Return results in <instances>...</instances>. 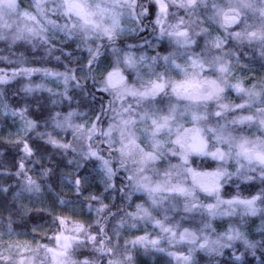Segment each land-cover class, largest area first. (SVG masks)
I'll return each instance as SVG.
<instances>
[{
    "label": "snow or ice",
    "instance_id": "snow-or-ice-1",
    "mask_svg": "<svg viewBox=\"0 0 264 264\" xmlns=\"http://www.w3.org/2000/svg\"><path fill=\"white\" fill-rule=\"evenodd\" d=\"M0 65V264H264V0H0Z\"/></svg>",
    "mask_w": 264,
    "mask_h": 264
},
{
    "label": "trees",
    "instance_id": "trees-1",
    "mask_svg": "<svg viewBox=\"0 0 264 264\" xmlns=\"http://www.w3.org/2000/svg\"><path fill=\"white\" fill-rule=\"evenodd\" d=\"M71 48H74V45L70 46L68 50H71ZM39 59V57L37 58ZM46 60L49 61V63L45 66H57V62L52 59L51 57H45ZM3 65H0V67H2ZM255 67H259V65L257 64ZM62 70V69H61ZM33 80L38 81L39 77L38 76H34ZM13 90H15L16 92H19V86L17 84H15V82L13 83L12 88L7 89V99L10 103L15 104L17 101H19L21 99V96L23 95L22 92H19V95L13 94ZM42 96H47V93H43L40 94ZM9 123L8 119H4L3 117H0V130H2L7 124ZM5 139H1L0 138V163L2 164H7V162L11 159H13L14 157L18 156V152L17 149L12 147V146H8V147H4L3 145L5 144ZM44 163L47 165L48 162L47 160L44 161ZM66 163V162H65ZM50 166V165H48ZM63 171L67 172L69 171V168L65 167L62 169ZM82 172H84L85 174L91 172L92 175H95V172L93 171L92 167L89 166L86 169H82ZM3 181H0V183H2ZM14 183V181H13ZM91 191L93 193L95 192H102V190L98 189L97 186V179L91 180ZM230 191H235L234 187H231L229 189ZM241 191L244 192V194H247L245 187L242 185L241 186ZM64 194L66 196H70L71 193L67 190L64 189ZM54 193H52L49 197V201H50V206L48 208H36L33 207V212L31 213V219L29 220V227L34 224V223H39V224H44L45 226H47V221L49 218V213L53 212V208H52V204L54 203ZM0 199H4V196L2 194H0ZM56 212H59L60 209H56ZM85 213H87V209L84 210ZM257 216L256 218H247V225L250 224H255L257 222ZM14 227H16L14 225ZM28 229L25 227H19L17 228V232L16 233H22V234H27ZM29 235V234H27ZM31 237H36L37 239L38 237V233H33L31 235H29ZM41 242H46V241H41ZM237 248L239 249V251H243V246L241 244H239V242L237 243ZM231 250H226V254L223 257H218L217 259L221 262V264H231L232 261V257L230 255ZM238 254V253H237ZM260 251H257L256 256H252L251 254H248L245 259L248 262V264H260L259 258H260ZM168 257L163 254V253H156V254H148V253H141L138 257H137V264H167L168 261ZM202 261H206L208 258L207 257H201Z\"/></svg>",
    "mask_w": 264,
    "mask_h": 264
},
{
    "label": "rangeland",
    "instance_id": "rangeland-1",
    "mask_svg": "<svg viewBox=\"0 0 264 264\" xmlns=\"http://www.w3.org/2000/svg\"><path fill=\"white\" fill-rule=\"evenodd\" d=\"M26 2V0H25ZM72 46V45H70ZM75 47V45H74ZM259 67H256V71L259 72ZM235 98V97H233ZM9 123L2 129L0 130V138L1 139H5V137H7V134L10 131H14L15 130V126L13 125L12 119L8 118ZM98 189L102 190V192L104 191L103 186L100 184L99 180L97 179V186ZM50 206V201H49V197L46 196L44 203L40 204L39 202L35 203L33 205V207L36 208H48ZM257 222L255 224H250V225H246V230L249 233V237L251 239H256L259 240L261 238V233H260V228L262 226H264V217H261L259 215H257ZM250 218H254V217H250ZM256 218V216H255ZM19 240L20 242L23 241H29V242H35L34 238L27 235V234H22V233H16L12 236H8L7 234H5L4 236L0 237V246H6L7 243L11 242H15ZM163 264V263H160Z\"/></svg>",
    "mask_w": 264,
    "mask_h": 264
}]
</instances>
